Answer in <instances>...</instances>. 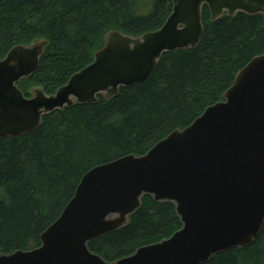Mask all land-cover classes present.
Masks as SVG:
<instances>
[{
    "label": "water",
    "instance_id": "1",
    "mask_svg": "<svg viewBox=\"0 0 264 264\" xmlns=\"http://www.w3.org/2000/svg\"><path fill=\"white\" fill-rule=\"evenodd\" d=\"M214 22L238 13L264 15V0H173L158 29L142 35L111 30L93 61L55 93L19 83L39 69L49 41L15 45L0 59V139L39 128L47 115L116 97L144 82L166 53L195 49L204 35L203 9ZM145 195L172 202L182 227L171 237L107 261L89 244L131 222ZM264 225V53L236 75L223 99L192 124L175 129L146 154L99 164L82 177L41 245L0 253V264H204L244 248Z\"/></svg>",
    "mask_w": 264,
    "mask_h": 264
},
{
    "label": "trees",
    "instance_id": "2",
    "mask_svg": "<svg viewBox=\"0 0 264 264\" xmlns=\"http://www.w3.org/2000/svg\"><path fill=\"white\" fill-rule=\"evenodd\" d=\"M172 10L173 0H0V59L15 45L47 39L38 71L19 86L28 95L34 86L52 94L93 61L109 31L142 35L160 28ZM203 23L199 46L164 54L144 82L121 88L112 100L100 96L97 103L47 115L32 133L0 139V253L40 246L87 171L144 155L189 126L264 53V15L238 13L213 22L204 6ZM181 227L174 203L145 195L129 225L89 247L114 261ZM204 264H264V225L249 246L220 252Z\"/></svg>",
    "mask_w": 264,
    "mask_h": 264
},
{
    "label": "rangeland",
    "instance_id": "3",
    "mask_svg": "<svg viewBox=\"0 0 264 264\" xmlns=\"http://www.w3.org/2000/svg\"><path fill=\"white\" fill-rule=\"evenodd\" d=\"M31 86H30V84L27 86V90L30 88Z\"/></svg>",
    "mask_w": 264,
    "mask_h": 264
}]
</instances>
